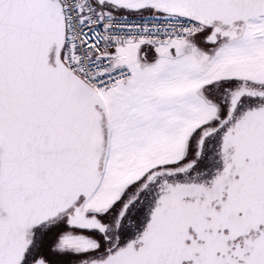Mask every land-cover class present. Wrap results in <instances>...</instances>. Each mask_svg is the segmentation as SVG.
I'll list each match as a JSON object with an SVG mask.
<instances>
[{"label":"snow or ice","instance_id":"obj_1","mask_svg":"<svg viewBox=\"0 0 264 264\" xmlns=\"http://www.w3.org/2000/svg\"><path fill=\"white\" fill-rule=\"evenodd\" d=\"M0 264H264V0H0Z\"/></svg>","mask_w":264,"mask_h":264}]
</instances>
